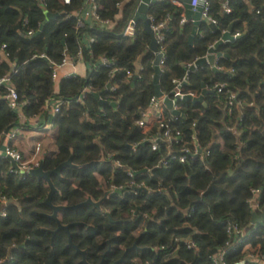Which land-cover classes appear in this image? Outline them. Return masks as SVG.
I'll return each instance as SVG.
<instances>
[{"label":"trees","instance_id":"16d2710c","mask_svg":"<svg viewBox=\"0 0 264 264\" xmlns=\"http://www.w3.org/2000/svg\"><path fill=\"white\" fill-rule=\"evenodd\" d=\"M93 1L107 26L85 21L77 28L75 14L82 13L84 0H0V76L10 75L27 118L43 115L46 122L51 105L61 103L51 119L55 149L39 163L49 182L10 173V161L0 157V264H213L225 249L227 264H264V222L249 230L252 214L264 212V14L256 13L264 0H229V15L221 12L220 0H209L217 24L200 22L191 42L193 23L179 25L182 6L163 0L149 8L156 22L168 20L162 94L173 98L167 80L187 77L186 92L226 83L254 104L229 115L225 96H204L206 106L179 101L184 118L169 124L182 143L157 149L147 141L157 125L145 134L136 121L155 97L152 65L159 46L150 49L142 22L132 37L124 35L137 0ZM45 12L58 18L46 22ZM230 26L231 35H240L217 49L224 56L217 63L222 72L214 74L206 64L188 73L187 65L205 57ZM78 53L91 72L56 87L52 64L61 63L63 54L76 60ZM102 58L113 65H102ZM110 83L117 88H107ZM97 92L107 105H99L92 95ZM4 94L0 88V140L24 126ZM192 136L200 151L180 163L182 146L193 148ZM50 193L51 206L67 207L57 219L68 231L51 218ZM232 224L246 232L241 243L227 234ZM69 235L84 257L69 245ZM246 245L259 261L247 258Z\"/></svg>","mask_w":264,"mask_h":264},{"label":"built area","instance_id":"2783aa9c","mask_svg":"<svg viewBox=\"0 0 264 264\" xmlns=\"http://www.w3.org/2000/svg\"><path fill=\"white\" fill-rule=\"evenodd\" d=\"M158 1H163V0H158ZM170 1L175 5L180 4L179 0H170ZM84 3H85V6H84L82 13L81 14L80 13L75 14L77 21H78L77 28H82L84 26L85 21H88V22L94 21V22H99L105 26L108 25V22L100 19L99 15L97 13L98 6L95 4V2L93 0H84ZM137 3H138V0H137ZM137 3H136V5H137ZM199 3H200V0H191L190 6L192 8H196L199 6L202 10L201 11L202 21H206L212 25H216L217 21L210 15V2H209V0H203L201 4H199ZM179 6H182V5L180 4ZM220 6H221V8H220L221 12L223 14L229 15L232 13L231 7L229 6V0H221ZM260 12L264 14V5H263L262 9H258L256 11V13H260ZM148 19L150 21V28L155 35L156 46H159V49L157 50V52L155 54H156V56L161 55V58H160V61L158 64V66L160 68V76H161V71H162L161 67L164 64V55H165V49H164L162 44H163L164 39H165L164 32L167 31L168 20L156 22L155 19L153 17H150V16H148ZM188 22L193 23V21H187L185 16H183L181 18V20L179 21V25L182 26ZM129 23L125 28L124 35H126L128 33V34H130L128 37H132L134 35V29H130ZM226 33H227L226 29L221 30L222 37ZM31 34L32 33H29V35H31ZM239 35H240V33H236V34L231 35V36L236 38ZM222 37L219 40H217L213 45H211L210 48H212L217 42L222 40ZM4 48H5V46H2L1 53L6 58L7 54L4 53ZM41 57H43V55ZM76 58L77 59L75 60L74 58H72L66 54H63V59H62L61 63H59V64L53 63L52 64V69H53L52 81L54 82V84H56L57 82H59L62 79H67V78L78 76L77 74L73 73L70 75L67 74L63 78H61L60 74H59L60 69H62L64 66L73 65L75 61L82 59L81 54L78 53ZM221 58H223V57H215L214 58V67H216L217 69H220L217 67V63ZM100 63L102 65L107 66V67H111L113 65L106 58H102ZM194 63L187 65L188 73H189V69L192 67V65H194ZM152 66L154 68V62H153ZM113 72L114 71H112V74H113ZM230 72H233V71L230 70ZM126 73H127L128 78L132 77V73H130V72H126ZM160 76H159V80H160ZM167 81H168V84L171 88L172 96H174V95L181 96V97L182 96H190L192 98H197L202 94V92L200 94H197L194 92H186L183 90V88H184L183 83L187 82V77H184L180 80L172 78V79H168ZM0 88L4 89L5 94L3 96V99L6 101L7 106L11 110L15 111L18 114L19 121H20L21 125L28 124V122L33 120V119H35L34 125L35 124L40 125L42 123L41 119L37 118L38 116L31 117V118H27L26 116H24L23 111H22L24 104L20 102L19 96H18V94H17V92H16V90H15V88L11 82V77L9 74L0 76ZM107 88H109L110 90L113 91L117 88V85L110 83V85H108ZM203 90L212 91L213 94L217 95V96H225L227 100L224 104V109L227 112V114H229V115H232L234 111L241 112L242 109H244V108H254L253 103H245L244 101L240 100L238 97V94L235 93L234 91L229 90L226 83H215L213 86L203 85L202 91ZM87 92H88V90L84 91V93H87ZM166 97H169V96L163 94L162 97H160V98H156V97L151 98L150 102L148 104V107L142 113V118L140 120L136 121L137 126L145 134H148L150 132V130L152 129V127L154 125H157V131H158L157 134L155 136H153L152 138H148V140H147L148 142L150 141L149 143L152 144L154 149H157L158 145L160 143H166V144L171 146L174 142L175 143H182V140H183L181 133L177 130H174L169 124L172 121L173 117H178V116L172 115V113L170 111H168L170 114L169 118L166 117V115H165L164 109L166 107H165L163 101H164V98H166ZM82 101H83L82 97H79V102L82 103ZM60 105H61L60 102H55V104L53 105V109H52L53 115L59 112ZM174 108L177 109L176 105H174ZM18 128H20V127L9 130L8 132L5 133L4 138L2 140H0V143L3 142L2 145L4 146V151H3L4 156L3 157H5L7 159L10 158L16 164L17 168H13L12 166L9 167L8 170L10 173H20V174H27V175L29 174L30 175V172L32 170L39 167V163H40L39 155H40L41 145H40V143H37L34 147V152L31 156V158L30 159H24L23 156L21 155V153L16 151L11 146V142L16 137V134L18 132ZM233 132L236 133V130ZM186 145L182 146V150L180 151V154H181V157H179L180 163L185 162V159H186L185 155L190 154V153L196 155L200 151L199 145L197 143L195 136H192V147L193 148L190 149V148L186 147ZM170 154H173V153L170 151ZM162 164H166V162H163ZM115 166H117V164H115ZM258 193L259 192L254 191L255 199H256V196ZM255 199L252 202L253 208H254V210H258L259 205L257 204ZM2 203L5 204L6 201H3ZM227 234H228L230 239L232 237H236L238 239L237 241H239V243H241L242 238L245 237L246 232L243 229H241L237 224H232L228 227ZM229 243L230 242H228L226 244L228 246V248L231 247V244H229ZM190 247H192V244H190ZM245 247L243 248L244 252H245ZM226 250L227 249H225V250L217 253L215 256H213V258H212L213 264H227L224 260V254H225ZM247 258L252 262L259 261V258L257 257V255H253L252 253L248 254Z\"/></svg>","mask_w":264,"mask_h":264},{"label":"water","instance_id":"95a60500","mask_svg":"<svg viewBox=\"0 0 264 264\" xmlns=\"http://www.w3.org/2000/svg\"><path fill=\"white\" fill-rule=\"evenodd\" d=\"M202 1L203 0H200L199 4H201ZM157 2H158V0H138L135 13L133 15L132 20L129 23L130 29H134V26L136 25V23L142 22L144 31L151 36L150 49L152 51H154V52L156 51V41H155V35H154V33L152 32V30L150 28V21L148 19V10H149V8L151 6L155 5ZM179 3L184 7V13H185L186 20L187 21H193V25L194 26H193L192 34L190 36V42H191L193 37L197 34L198 25L202 21V16H201V11L202 10H201V8L199 6L196 7V8H192L190 6L191 0H179ZM45 18H46V22H47V21H51L53 19L58 18V15L57 14H51L49 12H45ZM43 26H44V24H42V26L40 27V31H42ZM129 35L130 34L127 33L125 36H129ZM237 38L238 37L234 38V37L231 36V26H230L228 28V30H227V33L225 35H223L222 40L217 42L212 48L209 49L208 54H207L206 57L198 59L194 63V65H192V67L189 69V72H194L197 68L208 64V65L211 66V69L214 72V74L221 73L222 71L220 69H217L216 67H214V58L215 57H224L222 54L217 53V49L224 42H231V41L236 40ZM142 57H143V55H141L137 59V61L135 63L136 72H135V75H134V78H133V82H135V80L138 78V71H139V68H140V61H141ZM160 58H161V55H157L155 60H154L153 85H154V91H155V97L156 98H160L163 95L161 90H160V84H159L160 68H159L158 64H159ZM186 85H187V82H184L183 86H186ZM202 87H203V85H202ZM211 94H213L212 91L203 90L202 94L199 97H197V98H192L190 96H182L181 97V96L174 95L173 98H169V97L164 98L163 103H164L166 109L168 111H170L172 113V115L184 118V115L180 111H178L177 109L174 108V105H176L177 102L184 101V102H191L193 104H201L203 106H206V104L204 102V96L211 95ZM92 95L95 97L96 100H98L100 106H104V105L108 104L107 102L102 101L100 99V95H101L100 92L92 93ZM111 105L114 106V104H111ZM51 118L52 117H50V119ZM48 123L51 124V120ZM1 151H2V156H4V153H3L4 146H2ZM8 160L10 161L11 166L13 168H17L16 164L14 163L13 160H11L10 158H8ZM30 175L36 176L38 178H43L44 180L49 182L48 175L43 172L41 165L38 168L32 170L30 172ZM50 187H51V193H53L54 190H53L52 186H50ZM51 193H50V195H49V197L47 199V205H49V206H51V204H50ZM89 203H91V202H89ZM51 208L53 210V214H52L51 218L57 222L58 229H63L65 231H68V226H62L60 224L59 220L57 219V213L59 211L66 210L67 207H54V206H51ZM72 208L74 209L76 207H72ZM263 219H264V214H262L261 216H257L255 213H253L252 214L251 223H250V227L253 224H255L256 222L262 221ZM69 245L74 247L79 253L82 254L83 257L85 256L84 252H80L77 249V247H75L72 244L70 235H69ZM123 259H124V257L122 258V260Z\"/></svg>","mask_w":264,"mask_h":264},{"label":"crops","instance_id":"0c3cea01","mask_svg":"<svg viewBox=\"0 0 264 264\" xmlns=\"http://www.w3.org/2000/svg\"><path fill=\"white\" fill-rule=\"evenodd\" d=\"M178 5H180V4H178ZM183 9H184V7H183ZM184 16H185V13H184ZM90 72H91V67L88 65L86 60L80 59V60L75 61L73 65L64 66L62 69H60L59 74H60L61 78H63L67 74L70 75V74H73V73L77 74L79 77L86 78V76ZM57 85H58V82L55 84V86L57 87ZM54 104H52L50 109H49V112H48V117L49 118H48V120L46 122H44V116L43 115H39L37 118L41 119L42 123L40 125H36V124L34 125L35 119H33V120L29 121L28 124H25L23 127L18 128V132L16 134V137L11 142V146L16 151L21 153V155L23 156L24 159H30L31 158V156H32V154L34 152V147H35V145L37 143H40V145H41L40 155H39V159L40 160L48 152L54 151L55 147L52 145V143H53V139H54L55 135L53 137L48 138L47 141H42L41 139L40 140H35V141L28 140V139H30V137L33 134V132H36V131H42V132L53 131L55 133L54 128H52L51 124L48 123L52 119V118L50 119V117H53L52 109H53V105ZM51 122H52V120H51ZM18 136L21 137V138H19L16 141ZM2 144H3V142L0 143V157L2 156V151H1V148L3 146ZM10 167H11V163H10ZM263 213H259V214L255 213V214L257 216H261ZM262 222H264V219L262 221H258L255 224H253L250 227L251 229H249V230L255 229L256 225H258V224H260ZM253 250L254 249H252L249 245H246V247H245V252L246 253H250Z\"/></svg>","mask_w":264,"mask_h":264},{"label":"rangeland","instance_id":"374dc122","mask_svg":"<svg viewBox=\"0 0 264 264\" xmlns=\"http://www.w3.org/2000/svg\"><path fill=\"white\" fill-rule=\"evenodd\" d=\"M55 135V133L53 131H47V132H42V131H36L33 132V134L31 135L30 141H35V140H42V141H47L48 138L53 137ZM21 138V137H17L16 141Z\"/></svg>","mask_w":264,"mask_h":264}]
</instances>
